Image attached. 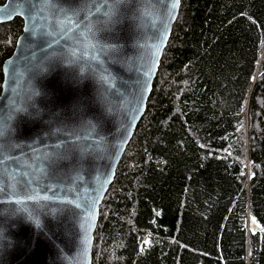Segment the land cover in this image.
Segmentation results:
<instances>
[{"label": "trees", "instance_id": "obj_1", "mask_svg": "<svg viewBox=\"0 0 264 264\" xmlns=\"http://www.w3.org/2000/svg\"><path fill=\"white\" fill-rule=\"evenodd\" d=\"M22 25L0 24V91ZM262 230L264 0H180L91 264H264Z\"/></svg>", "mask_w": 264, "mask_h": 264}, {"label": "water", "instance_id": "obj_2", "mask_svg": "<svg viewBox=\"0 0 264 264\" xmlns=\"http://www.w3.org/2000/svg\"><path fill=\"white\" fill-rule=\"evenodd\" d=\"M174 3L128 0L114 10V0L0 6V24L23 22L2 66L0 187L18 195L0 193V264H91L99 208L145 112L179 14L180 0ZM89 24L95 36L85 47L76 36ZM65 26L73 31L61 36ZM36 164L43 171L27 177L35 181L28 187L48 199L18 204L28 188L22 192L13 173L19 179Z\"/></svg>", "mask_w": 264, "mask_h": 264}, {"label": "snow or ice", "instance_id": "obj_3", "mask_svg": "<svg viewBox=\"0 0 264 264\" xmlns=\"http://www.w3.org/2000/svg\"><path fill=\"white\" fill-rule=\"evenodd\" d=\"M22 2V0H21ZM128 0H114V4H113V10L115 9L116 6H118L121 3H127ZM179 4V0H175V3L173 4V8H175L177 5ZM30 9L28 11H26L24 14L29 15L30 14ZM105 15H108L109 17H111V10L109 12H106ZM31 18V17H30ZM73 31V29L65 26L61 28V36H63L65 33L67 32H71ZM95 36V33L92 32V27L91 25H86L84 29H82L79 33H77L76 38L79 40L81 37L84 39L85 43V47L91 46V38H93ZM35 67V66H34ZM16 75V70L15 68L11 69V72L9 73L10 76V82L11 81V77H14ZM8 119H11V117L9 116ZM5 123H7V121H5ZM0 135H2V132H0ZM0 163H3V159L0 158ZM43 169L40 168L39 164H36L34 166V171L29 174L28 172H21L19 173V179H17V173H13L12 179L16 181L17 184L22 183L23 184V188L21 189V191L23 192L24 188H28V191L24 194V200L21 199H17L16 203L18 204H24L26 201H31V200H47L48 197L47 196H40L39 193L36 191V189H32L29 188L28 186L31 185L32 183H34V179H28L27 177H29V175L35 177L37 172H42ZM15 184L13 185V189L15 188ZM51 190V189H49ZM0 193L4 194V195H18L15 191L9 192L5 187H0ZM77 207H79V205H77ZM253 224H255V220H253ZM264 231V230H262ZM148 241L145 240L144 244H147ZM4 247V243H3V231H2V226H0V251H2ZM143 250V249H142Z\"/></svg>", "mask_w": 264, "mask_h": 264}]
</instances>
